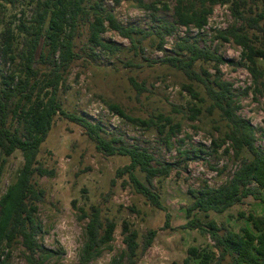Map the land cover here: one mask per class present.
<instances>
[{
	"label": "trees",
	"instance_id": "1",
	"mask_svg": "<svg viewBox=\"0 0 264 264\" xmlns=\"http://www.w3.org/2000/svg\"><path fill=\"white\" fill-rule=\"evenodd\" d=\"M105 1L30 0L31 18H22L14 27L7 25L1 31L2 57L12 67L0 72V177L16 151L21 153L23 162L0 197V264H9L17 244L25 249L30 264H44L63 253L40 242L42 224L37 217L45 196L38 178L55 174L53 168L43 163L41 151L57 116L79 125L100 152L129 158V163L117 173L127 174L135 191L148 203L166 210L154 181L168 177L174 170L179 173V161L158 159L147 147L130 144L123 135L110 132L100 121L92 122L77 111L67 109L63 94L72 66L81 56L77 45L83 34L87 46L82 50L92 58L99 56L97 48L106 52L118 49L102 36L108 28L128 38L137 52L144 50L140 43L151 34L158 38L156 47L165 50V38L177 24L201 30L218 4L229 5L239 24L220 30L216 38L232 40L240 46L239 60L225 58L188 36L177 41L171 54L159 58L158 62L186 78L182 90L195 101L188 108L190 119H197L204 111L218 116L220 135L213 140L212 147L217 150L230 143L225 151L233 150L240 164L219 186L205 181L197 188H188L189 220L183 227L198 230L211 243L189 246L185 258L172 264H264V215L247 210L230 214L241 222L238 229L210 216L224 214L248 197L264 203V148L256 144L255 126L238 113L237 94L232 84L223 79L220 68L225 63L246 68L255 90L264 95V0H175V20L163 21L151 31L123 26ZM111 1L119 4L130 0ZM159 3L167 6L164 0L140 2L142 7L152 10H159ZM206 64H212L214 72ZM133 84L139 87L135 81ZM109 107L133 123L156 129L167 149H172L171 137L178 123L168 114L159 112L142 119L129 116L117 103ZM175 109L182 111L179 106ZM199 149L204 152L205 146ZM193 157L184 155L185 159ZM80 210L87 219L80 263L87 264L111 244L117 222L98 205ZM121 233L126 249L113 256L109 264H136L139 254L152 245L156 236V230H151L141 238L138 229L127 219L121 222Z\"/></svg>",
	"mask_w": 264,
	"mask_h": 264
},
{
	"label": "rangeland",
	"instance_id": "2",
	"mask_svg": "<svg viewBox=\"0 0 264 264\" xmlns=\"http://www.w3.org/2000/svg\"><path fill=\"white\" fill-rule=\"evenodd\" d=\"M141 1L148 4L153 0H130L119 4L106 0L105 5L123 26H138L146 31L154 30L163 21L175 20V0H164L166 7L159 3V10L142 7ZM29 2L0 0V47L1 31L5 26L14 27L22 18H31L33 5ZM238 24L229 5L218 4L203 29L177 24L165 38V50L156 47L158 38L151 34L142 39V52H137L128 38L108 28L102 36L118 49L106 52L97 48L99 56L95 58L82 50L87 46V38L85 34L80 36L77 48L81 56L72 66L63 94L66 108L77 111L92 122L100 121L110 132L123 135L130 144L147 147L158 159L179 161V173L174 170L166 178L155 179V188L166 210L156 208L135 191L127 174L117 173L119 168L129 163V158L100 152L79 125L57 116L41 151L43 163L53 168L55 174L38 178L45 196L39 204L37 217L42 224L40 242L49 248L63 250V253L44 264H81L87 219L82 217L80 208L89 210L91 205H98L105 214L113 217L117 228L111 244L87 264H109L113 256L124 252L123 219L138 229L141 238L156 230L152 245L139 254L136 264L181 262L189 246L211 243L198 230L183 227L189 220L187 206L191 196L188 188H197L205 181L211 186L225 183L240 160L234 156L233 150L225 151L230 143L213 149L212 142L220 135L218 116L204 111L197 119H190L188 108L195 101L182 90L186 78L180 72L161 65L158 59L171 54L177 41L191 36L201 46L237 61L241 57V47L232 40L221 41L216 35L220 30ZM2 56L0 48V72L8 71L12 65L5 63ZM206 66L214 72L212 64ZM220 68L223 79L232 84L237 94L238 113L255 126L256 144L264 148V95L255 90L246 68L230 63L222 64ZM111 103L119 104L132 117L145 119L159 112L172 117L178 123L171 137L172 149H167L163 136L156 129L118 115L110 109ZM175 106L181 107L182 111H177ZM201 145L205 146L204 152L199 149ZM184 155L195 157L185 159ZM22 162L19 151L9 157L0 177V197L15 179ZM139 176L143 179L142 174ZM239 210L264 215V203L248 197L230 211L211 213L210 216L238 229L241 222L230 214ZM26 255L20 244L15 245L9 264H30Z\"/></svg>",
	"mask_w": 264,
	"mask_h": 264
}]
</instances>
